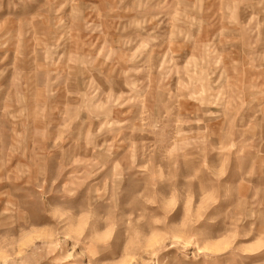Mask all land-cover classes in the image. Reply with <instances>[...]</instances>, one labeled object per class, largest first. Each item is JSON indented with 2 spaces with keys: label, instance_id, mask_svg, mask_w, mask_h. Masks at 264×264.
<instances>
[{
  "label": "rangeland",
  "instance_id": "obj_1",
  "mask_svg": "<svg viewBox=\"0 0 264 264\" xmlns=\"http://www.w3.org/2000/svg\"><path fill=\"white\" fill-rule=\"evenodd\" d=\"M0 264H264V0H0Z\"/></svg>",
  "mask_w": 264,
  "mask_h": 264
}]
</instances>
